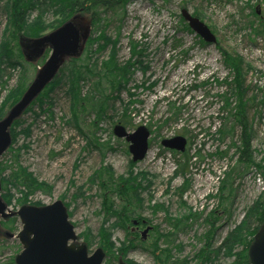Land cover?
<instances>
[{
  "label": "rangeland",
  "instance_id": "374dc122",
  "mask_svg": "<svg viewBox=\"0 0 264 264\" xmlns=\"http://www.w3.org/2000/svg\"><path fill=\"white\" fill-rule=\"evenodd\" d=\"M11 4L10 0H0V55L6 39L16 27L12 22ZM126 9L122 27L117 25V30L121 28L120 35L117 36L116 26L112 25L107 30L108 35L119 39L118 54L121 63L131 56L129 38L146 42L149 49L143 64L149 67H136L132 82L119 95L121 99L99 97L102 94L109 95L110 91L104 85H96L97 78H91L82 83L83 95L93 92L98 97L97 100L100 98L108 103V109L104 115H99L95 102L84 103V109L77 110L80 128L84 132L81 133L72 123V101L66 94L65 85H60L51 95L48 101L52 103L49 106L50 112L40 109L39 104L31 109V105L17 119L23 121L24 128L31 125L30 137H20L14 146L15 149L27 147L19 155L21 165L29 169L37 180L52 188L51 194L36 192L30 196V203L27 204L46 206L64 197L69 205L70 222L76 226V233L92 242L91 253L101 247L100 243L104 239L108 241L109 237L117 256V259L111 260V264H119L120 259L128 264H157L155 255L141 244L153 245L156 230L159 234L172 232L174 229L170 227L169 220L184 219L189 214L200 218L197 221H187L184 231L173 232L175 245L180 247L173 254L175 261L185 262L182 264H199L200 261L194 259V256L200 249L206 248L203 236L210 229L205 220L210 212L216 211L220 221L208 249L210 262L204 264H234L236 258L231 255L243 252L242 246L233 245L228 253L222 250L216 257L214 252L226 238H244L250 231L243 224H250L249 217L253 214L250 211L264 193V175L252 167L247 174L234 177L233 194L224 203L228 212L223 211L224 206L220 205V188L229 167L235 166L238 161L232 144L233 141L239 143L241 129L237 126L234 137H227L222 142L216 137L220 117H223L220 115L223 103L219 95L227 91L223 82L230 73L225 68L222 55L225 52L242 64L245 88H248L246 98L250 101L247 112L253 126L252 148L255 162L260 164L264 159V31L257 30L261 28L260 23L264 22V0H132ZM183 10L200 19L213 32L217 43L203 44L190 27L189 31L184 29L188 28V24L181 17ZM101 13L103 19L106 17L111 22V14ZM83 17L90 22L92 28L91 17ZM73 18L76 17L69 16L59 8L32 10L27 16L29 25L33 26L39 20L46 28L40 36L34 38L24 33L18 34V45L22 37L33 40L45 37ZM29 25L24 28L26 34L30 31ZM89 32L91 36L93 29ZM173 38L181 39L184 48L173 51ZM18 48L24 68L22 66L11 70L2 66L5 71L0 78V108L8 91L18 84L19 76L24 70L27 71L25 73L30 84L37 68L42 66L43 61L46 62L51 51L46 49L44 56L32 61L23 48ZM109 51L110 49L101 53V56L94 57L101 63L109 59ZM81 56L80 58L88 60L85 52ZM94 59L91 62H95ZM144 83L146 87L152 83L155 85L146 89L142 86ZM130 95L134 97L131 98ZM129 101L135 103L129 107L134 127L127 128L128 131L134 132L142 125L151 131L149 154L138 163L132 161L130 143L119 139L113 132L115 125L121 123V115ZM174 112H178L176 117ZM168 118L172 119L164 124ZM94 121L98 123L92 127ZM176 136H183L188 141L184 153L188 152L193 157L183 173L177 168L174 154L183 153L171 151L162 145L163 140ZM219 150L227 152V155L219 157ZM13 155L8 150L0 158V162L10 164ZM131 174L138 178V183L144 188L141 192L143 200L140 217L136 219L145 220L147 225L140 230L144 232L149 227L156 229H152L154 234L152 235V231L143 242L139 234H131L133 224L123 229L115 217L117 211L109 210L103 205L105 200L104 191L100 188L101 178L112 175L116 179L126 180ZM12 193L15 200L21 198L20 193L14 190ZM111 198L115 206L120 203L119 198ZM156 206L164 209L156 210ZM20 207L14 201L10 209L16 212ZM1 228L0 264H11L22 247L15 238L3 236L5 231L12 233L11 229L2 225ZM16 228L14 234L22 228L20 222ZM243 240L239 243L242 244ZM81 242L84 243V239ZM122 247L127 252L126 258L119 252ZM107 261L108 258L103 264Z\"/></svg>",
  "mask_w": 264,
  "mask_h": 264
},
{
  "label": "trees",
  "instance_id": "16d2710c",
  "mask_svg": "<svg viewBox=\"0 0 264 264\" xmlns=\"http://www.w3.org/2000/svg\"><path fill=\"white\" fill-rule=\"evenodd\" d=\"M10 3H12L10 5V7H12L10 9L12 22L14 25H16V27L12 30L11 34L6 39L7 42L3 48V51H1L0 78L2 76V73L5 71L2 66H5L6 68H9L11 70L17 67L22 68L23 66V63L21 64L23 58H21V53L18 48V40L20 37L18 34L24 33L26 36L34 38L40 36V34L46 28L45 26H43V24H41L39 20L36 21L33 26L29 25L27 16L28 13L32 12V10H38L43 7L48 10H55L59 8L65 13L67 12V14L69 16L71 15V17H91V20L93 22L91 31L93 29V32L91 36L89 35L90 38H88L86 47L81 53L82 55L85 52V55L87 56L89 61L87 59H85V61L84 59L80 58L82 57L81 55L77 59L69 60L68 64L66 63L65 66L62 67L56 80L47 86L44 92L30 107L32 109L34 106L39 104L40 109L50 112L52 103H49L48 101L51 98V95L60 85H65L67 87L66 94L71 99L70 101H72L71 120L72 123L77 126L81 133L84 131L80 128V116L77 110H81V108L84 109V103L90 104L92 102H95L99 110V115H104L108 109V103L104 100L102 101V99L100 98L99 100H97L98 97H96L93 92L83 95L82 83L90 81L91 78H97L98 82L96 85H104L105 88L109 89L110 91L109 95L103 96L102 94L99 97H104V99L110 98L112 100H119L121 99L119 97L121 92L127 89L128 85L132 82L133 72L135 71L136 67H141L143 69H147L149 67L143 64V59L147 56L146 51H148L149 49V45L146 42L141 43L136 41L132 37L129 38V52L131 56L127 61L121 63L119 61L118 54V46L120 45L119 39L110 37L107 32V30L110 29L112 25L116 26L117 36L120 35L121 32L119 30H121V28H118L117 30V25L122 27L123 19L126 16V7L130 3H132V0H10ZM101 11L104 15H112L111 22H109L106 17L104 19L101 17ZM65 22L66 21H64V23ZM27 24L30 27V31L26 34L24 32V28L27 27ZM260 25L261 28L257 31H264V22L260 23ZM184 29H186L187 31L191 30L189 29V27H185ZM172 41L174 44L173 51H177L179 48H184V44L181 39L173 38ZM201 43L204 44V41L202 39ZM13 46H15V48ZM95 46L97 47L95 48ZM108 49H110L109 59L103 60L101 61V63H99L98 58L94 56H101V53L107 51ZM222 56L224 57L223 60L225 68L230 71V73L223 82V84L225 83L227 86V91L224 94L219 95L223 103L220 115L223 117H220L221 123L216 132V137L222 142L227 137H234V131L237 126L241 129L239 143L237 144L233 141L232 144V147L236 149L238 161L235 166L229 167L220 188V205L223 207L224 203L226 201H229L233 194V178L240 177L243 174H247L252 167L257 169L260 174L264 175V159L260 164H256V159H254V150L252 148L253 126L249 121V115L247 112L249 107L248 102L250 101H248V99L246 98L248 88H245V77L243 72L241 71L242 64L238 60L231 58L225 52H223ZM93 58H95V62H91ZM25 72L27 71L24 70V73L19 76V82L16 87L8 91L6 95L7 97L3 102V106L0 108V120L4 118L2 113H4L7 108H12L14 104H16L25 94V90L29 86V80L27 78V73ZM154 85L155 83H152L146 87L144 83L142 86L146 87V89H151L152 87H154ZM4 86L5 82L3 84V87ZM136 87L140 88V86ZM130 96L131 98L134 97V95ZM134 103L135 101H129L127 102V104H125V111L124 113H122L120 118L121 123L125 128L128 129L134 127L133 120L130 116L131 109L129 108ZM177 115L178 112H174V116L176 117ZM171 119L172 118L166 119L164 121V124L169 123ZM97 123V121H94L92 127ZM30 132L31 125H28L26 126V128H24L23 121H16L14 127L11 130L13 143L9 150L10 152L14 153L13 158L10 164H3L0 162L2 191L4 192L2 196L5 203L9 204L10 206L13 205L14 201H16L18 205H25L27 203H30V196L34 195L38 191H43L47 194H51L52 192V188H50L48 184L37 180L34 174L31 173L29 169L24 168L21 165L19 155L21 151L27 149V147L22 146L21 148H14L18 139L22 136H24V138L26 139L29 138ZM174 154L176 156L177 168L179 169V172L183 173L185 168L189 167L193 157L190 156L188 152L180 155H177L176 153ZM217 155H219V157H224L227 155V152H222L219 150ZM7 172H9L8 175H6ZM129 176V179L124 180L116 179L112 175H106V177L101 178L100 182V188H102V190L104 191L103 197L105 202L103 203V205L105 204V206L109 210L114 209L117 211L115 217L117 218L119 225L121 224V227L123 229H125V226L133 224L135 220L142 222V219L136 218L140 217L139 213L143 200V198L141 197V192L144 191V188L143 186H141V184L138 183V178L136 176H134L133 174ZM184 186L186 188L187 184H185ZM13 190L20 193L21 198L15 200V196L12 193ZM111 196H115V198L117 199L119 198L120 203L115 206L114 200L111 198ZM61 199L64 200V197H62ZM67 206L69 205L67 204ZM155 208L156 210L164 209L157 206ZM223 211L227 213L228 208L224 206ZM216 213V211L210 212L209 217L205 220V224L207 226L209 225L210 229L207 234L203 236V239L206 242V248L200 249L199 253L194 256V259L200 261L199 264L210 262V254L208 249L212 244L211 240L213 239L215 231L217 230L216 226L220 221V216H218ZM250 213H253L252 216L249 217L250 224H243V226H245L246 228H250V231L247 232V235L244 238L235 236L226 238L220 244L218 250L214 252V257L219 255L222 250H225L224 252L228 253L229 250H232L233 245H238L240 247L242 246L244 249L241 253H232L231 256H234V258H236L234 264H250V259L248 258L249 247L253 243L255 234L264 226V193L257 200ZM199 218L200 217L198 215L196 216L193 214H189L184 219H171L168 223L170 224V227L174 229V231L159 234L158 230L153 228L157 232L156 236H154L155 239L153 245L146 246L144 243L141 245L144 246V249L148 250V252L155 255V263L157 264L185 263L178 260L175 261L173 252L176 249H180V247L175 245V240L174 237L172 238V235H175L174 233H176L177 231H184L187 227V221H189L190 219H194L195 221H197ZM17 223V218H9L7 222H2L1 225L6 227L7 229H11V231L14 232L17 230ZM252 224L256 225L255 227H253V229ZM133 233L134 232L131 231L132 235ZM153 234L154 231L152 232V235ZM134 235L137 234L134 233ZM80 238L84 239L85 243L88 244L89 247L92 246V242L88 240V238L86 239L83 235H80ZM107 239L108 241H105L104 239L103 242L100 243V246L106 251V254H108V261L106 262V264H111V260L117 259V256L114 253L115 246H113V244L109 242V237ZM242 239L244 240L241 244L239 242ZM132 247H134V245ZM119 252L120 254L122 253L123 258H126L127 252L124 247H122ZM11 264H15V259L11 261Z\"/></svg>",
  "mask_w": 264,
  "mask_h": 264
},
{
  "label": "water",
  "instance_id": "95a60500",
  "mask_svg": "<svg viewBox=\"0 0 264 264\" xmlns=\"http://www.w3.org/2000/svg\"><path fill=\"white\" fill-rule=\"evenodd\" d=\"M181 16L206 43L210 45L217 43L213 32L200 19L186 10L182 11ZM89 31L90 22H87L84 17L77 16L55 31L46 34L45 37L21 40V47L32 61L43 56L47 48L51 49V53L46 63L39 68L34 81L26 89L23 97L0 121V158L12 144L11 129L15 121L24 115L26 109L55 80L68 59L79 58L86 47ZM113 132L119 139L130 143L129 152L132 154L134 163L147 157L151 131L146 126H138L134 132H130L119 123L115 125ZM187 143L183 136L162 141L165 148L181 153L185 152ZM1 190L2 182L0 181V219L17 217L23 225L17 236L7 234V237H16L23 247L21 253L16 256L15 264H103L106 254L102 248L89 254L88 245L76 244L78 234L76 227L69 221V213L64 202L58 200L52 205L41 207L23 206L13 212L3 201ZM151 229L149 227L144 231L143 239ZM249 248L250 264H264V227L255 234L254 242ZM120 264L126 263L121 261Z\"/></svg>",
  "mask_w": 264,
  "mask_h": 264
},
{
  "label": "flooded vegetation",
  "instance_id": "af4514ba",
  "mask_svg": "<svg viewBox=\"0 0 264 264\" xmlns=\"http://www.w3.org/2000/svg\"><path fill=\"white\" fill-rule=\"evenodd\" d=\"M2 222V221H1ZM144 225H147V224H145L143 221L142 222H138L137 224H134V229H133V231L136 233V234H139L140 236H142L143 235V233H142V231L140 230V229H142V227L144 226ZM151 233V232H150ZM149 233V234H150ZM149 234H147L145 237V239H143V240H146L148 237H149ZM4 236H6V234H4ZM76 244H78V243H76ZM120 262H121V259H120ZM120 262H119V264H120ZM124 262V261H123ZM125 263V262H124Z\"/></svg>",
  "mask_w": 264,
  "mask_h": 264
},
{
  "label": "bare ground",
  "instance_id": "6f19581e",
  "mask_svg": "<svg viewBox=\"0 0 264 264\" xmlns=\"http://www.w3.org/2000/svg\"><path fill=\"white\" fill-rule=\"evenodd\" d=\"M23 39V37L22 38H20V43H19V46L21 47V40ZM21 48H23V47H21Z\"/></svg>",
  "mask_w": 264,
  "mask_h": 264
}]
</instances>
